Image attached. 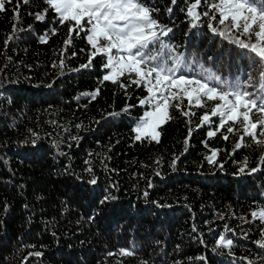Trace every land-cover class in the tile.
I'll list each match as a JSON object with an SVG mask.
<instances>
[{
    "label": "trees",
    "instance_id": "trees-1",
    "mask_svg": "<svg viewBox=\"0 0 264 264\" xmlns=\"http://www.w3.org/2000/svg\"><path fill=\"white\" fill-rule=\"evenodd\" d=\"M191 2L142 0L184 54L177 75L203 65L264 108L258 60L214 35L208 17L194 27ZM46 7L12 0L0 11V264H264V222L251 215L264 211V144L239 125L216 131L219 117L201 124L210 102L190 116L171 107L158 140L137 141L146 90L121 87L126 75L104 81L100 54L82 67L92 51L84 34H69ZM207 10L202 0L197 11ZM221 236L230 248L217 247Z\"/></svg>",
    "mask_w": 264,
    "mask_h": 264
},
{
    "label": "snow or ice",
    "instance_id": "snow-or-ice-1",
    "mask_svg": "<svg viewBox=\"0 0 264 264\" xmlns=\"http://www.w3.org/2000/svg\"><path fill=\"white\" fill-rule=\"evenodd\" d=\"M11 2L12 0H0V11H6L5 4ZM22 2L27 4L30 0ZM175 2L176 0H172V3ZM201 2L202 0H193L187 6V15L191 18L193 26L198 25L201 15L208 17L207 27L214 35H219L239 49L246 50L253 59L258 60L259 80L261 90L264 91V0H204L208 10L202 14L197 11ZM44 3L47 6L44 12L54 11L59 18L58 23H67L69 34H85L93 51L89 55V65L82 67L90 66L95 56L103 54L106 58L103 67L110 69V72L104 75V81L119 83L120 77L128 74L130 83H121V87L127 88L134 84L146 90L147 96L140 99L139 104L148 106L149 110L144 112L132 129L136 133L137 141L147 138L158 140V128L171 119V107L180 109L184 116H190L195 115L191 112V106L204 108L207 102L215 101L217 103L211 107L210 115L206 112L200 116L201 124L209 122L211 117H219L216 131L226 127L228 133H233L234 126L239 125L243 128L245 136L253 137L257 144H264V141L255 138L257 125L259 123L264 126V120L252 122L250 119V113L258 107L257 100L252 98L253 94L242 89L239 83L229 85L227 80H223L203 65H200L197 76L177 75L184 54L175 51L174 46L164 41L163 37L172 29L160 25L153 18L152 13L155 10L144 5L142 0H44ZM19 7L17 4V17ZM44 12L36 13L35 19L43 20ZM15 31L17 29L14 26L13 32ZM64 43L68 44L69 40ZM254 82V78L250 77L248 86H253ZM184 98L189 105L187 112L181 109ZM174 101L178 102L173 103ZM260 110L264 111V108ZM215 134V131L208 133L209 136ZM259 135L264 136V130ZM223 138L227 140L229 137L224 135ZM240 139L243 140V137ZM240 147L241 143L237 142L235 148ZM215 155L216 152L213 151L212 157H208L210 163L214 162ZM260 159L264 163V155ZM240 171L243 172L244 168L241 167ZM251 171L255 172L257 169L253 168ZM95 182V179L90 181ZM251 215L254 219L259 218L264 222V211H253ZM216 244L217 247L230 248L233 241L221 236ZM257 244L264 247V229L261 230V240L257 241ZM120 254L129 256L133 253L121 249ZM34 255L39 256L41 253L36 252Z\"/></svg>",
    "mask_w": 264,
    "mask_h": 264
},
{
    "label": "rangeland",
    "instance_id": "rangeland-1",
    "mask_svg": "<svg viewBox=\"0 0 264 264\" xmlns=\"http://www.w3.org/2000/svg\"><path fill=\"white\" fill-rule=\"evenodd\" d=\"M83 33V32H82ZM84 34V33H83ZM84 36H85V34H84ZM85 39H86V36H85ZM87 40V39H86ZM90 47H91V45H89ZM91 50L93 51V49L91 48ZM100 55H102L103 56V59H104V63L106 62V58H105V56L103 55V54H100ZM110 72V69H107V72H106V74H108ZM126 76H128L129 77V75L128 74H125ZM130 78V77H129ZM133 78H134V74H133ZM145 96H147V93H146V95ZM144 96V97H145ZM143 97V98H144ZM210 103H211V105L213 106L215 103H217V102H215V101H209ZM147 110H149V107L147 106V108L144 110V112L145 111H147ZM144 112H143V114H144ZM142 114V115H143ZM141 115V116H142ZM140 116V117H141ZM139 117V118H140ZM250 119H251V121L252 122H259V121H261V120H264V111H261V110H253L251 113H250ZM139 122V119L136 121V123H135V126L137 125V123ZM134 126V127H135ZM257 132L258 133H260L262 130H264V126H262V125H260L259 123H258V125H257ZM135 135H136V133H134ZM260 137H262V138H264V136H261V135H259ZM259 211H261V210H257L256 212H259Z\"/></svg>",
    "mask_w": 264,
    "mask_h": 264
}]
</instances>
